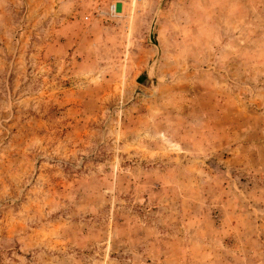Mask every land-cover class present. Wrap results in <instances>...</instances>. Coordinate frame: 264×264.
Returning a JSON list of instances; mask_svg holds the SVG:
<instances>
[{"label":"rangeland","instance_id":"374dc122","mask_svg":"<svg viewBox=\"0 0 264 264\" xmlns=\"http://www.w3.org/2000/svg\"><path fill=\"white\" fill-rule=\"evenodd\" d=\"M0 264H264V0H0Z\"/></svg>","mask_w":264,"mask_h":264}]
</instances>
